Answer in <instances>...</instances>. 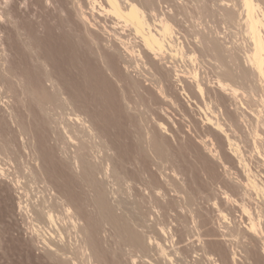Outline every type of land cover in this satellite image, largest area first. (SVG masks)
I'll use <instances>...</instances> for the list:
<instances>
[{
    "label": "rangeland",
    "instance_id": "1",
    "mask_svg": "<svg viewBox=\"0 0 264 264\" xmlns=\"http://www.w3.org/2000/svg\"><path fill=\"white\" fill-rule=\"evenodd\" d=\"M187 1L190 3H187ZM205 1L206 3L203 4L207 5L208 8H215V0ZM180 3L182 5H179ZM180 3H178L177 5L179 7H183V10H178V17L174 21L175 28H177L180 32L182 41L186 46L185 48L187 50L195 49L197 51V54L195 56L196 58L194 56H185L176 57L172 60L170 56H166V59H162L161 62L157 59H154V56L152 54L146 53L145 49H143L141 41L137 36H135L133 28L126 27V24H124L123 21L121 22V20H118L112 14L103 12L99 6H95L96 9L92 12L90 0H0V75L3 78L2 79L0 77V164L1 166H4L3 168L5 169V173L3 175L0 174V264H64L63 261H65L66 258L67 261H71L72 259L73 263L69 261L70 264H88L87 260L83 259L81 255H77V253L75 252L76 250H73V248L76 249L78 245L77 236L65 234V238L62 237V239L61 237H58L59 233H56L58 232L56 228H54L52 232L53 227H47L49 225L39 224L41 227H38V222L36 223L34 216L32 215L33 213L35 214L36 209H42L44 205L45 210L47 209L46 206L49 207L48 209H52L50 208V206L52 205V207H54V202L56 205L58 204L57 206H60V202L63 203L67 200L65 199V197H68V200L72 201V203L75 202L73 203V205L76 204V207L80 205L79 207L83 208L84 205L85 197L83 196V192H80L81 189L79 188V181L77 182V175L74 174L75 172H72V170L67 169L65 163H62L65 162V158L60 155L61 153H59V151L57 152L56 145H53L55 142L53 141L52 133L47 131L49 130V127L47 126V124H44L45 121L39 113L38 108H36L37 106L35 105L36 102L34 99H38L40 98V96H44L45 94H48L49 97H55L56 91H58L57 89H59L60 87H62V90L64 91L66 97H68L69 99L72 98V100L70 101H72V106H75L73 108H75V112L77 111L76 114L79 112L78 114H81V118H83L86 121L87 125L90 126L93 130L89 132V130L86 129L88 132L85 130L84 133H86V135L84 136L88 137H86L85 139L87 143L93 147L91 149V159L96 168H99L97 169L98 175L96 174L95 178L96 181L100 183H98V185H102L100 189H102L104 194L106 193L104 196L105 200L109 204L113 205V201H115L117 198H120L123 199L126 203L128 202V206L134 204L133 206L140 207L141 209H143V211H151V219L155 221L151 220L150 222L151 224H154V227L149 230V236L159 239L161 244H163L167 249L166 251L172 260L170 262L168 260L169 258L167 259L161 254L158 255V253L156 252L157 250L153 248L154 250L151 249V253L150 251L146 252L145 255H148V258H137L136 264H159L162 261L163 263L160 264H192L194 260L196 261L197 259L200 260V258H202L200 257L202 254L200 250V242H207L210 245L209 246L207 243H205L209 250L212 249L211 251H213L216 260L218 259L223 261L225 259L224 263L233 264L231 263V258L230 260H228V257L230 256L229 251L232 247V239L227 237L226 240H222V238L220 239L219 236L221 235V232L228 234L226 233L229 232L227 231V229H229V227H231L233 224L235 225V227L233 226L234 229L238 228L237 225L240 229L242 228V230L245 229L244 225L245 227L247 226L245 217H243L244 214L242 215L243 211L241 212V205H239V207L238 203L233 200L238 199L241 201V203L243 200L242 204H245V202H247L249 207L251 205V209L253 208V206V209H255V206L259 205H257L258 199H256V201L253 200L256 198L255 196V198L253 197L252 200H249L247 197L244 200V198H242V196L240 195L241 193H239L240 190L238 191L237 188H234V185L243 177L245 178V182H247L246 180L248 179V176L246 170H248L249 167L254 172L260 171L264 173V164H262L264 162L260 157H257V154H254L255 150H252V144H249L253 140L252 138H249L251 136L249 135L251 132L249 126L252 124L251 122H254V117L252 118L253 115H249L252 118L251 120H249V117V119L247 118L251 124L248 125L249 122L245 121L246 123H248H239L236 132L229 131V139L232 140V144L243 146L240 147L241 150L244 149V156H246L247 158H245V163L241 165L245 168V165L247 164L245 168L246 170L243 169L241 165L240 166L244 171H242L240 166H237L240 163L238 162L237 158L232 155L234 154L233 149L235 147L230 145L231 142H229V139L215 130L212 125H208L206 121L207 117L210 119L215 117L213 118L215 120L212 119L215 122H221L222 119L221 123L227 124L226 127L228 125L230 126L231 121L237 119L236 114L233 112V106L231 107L229 97L225 94H222L216 87V79L218 75V73L216 72V67L214 66L216 65V63L212 61L211 56L207 57V53L202 52L201 48L200 51L194 48V46L196 47L197 45L196 37L198 36H196V34L199 36L201 35L200 26L206 25L211 29H217L219 26V28L215 31H220L221 29L224 31V29L221 27L222 25L218 22L217 19H214L215 21L212 20V23H210L211 25L209 23H206L205 19L200 16L199 12H197L198 10H196L195 8L196 2L194 3V1L191 0H181ZM234 3L240 5L241 0H231L230 4L232 6L235 5ZM190 4L194 7L190 6ZM82 13L87 16L88 20L84 19ZM198 17L199 19H197ZM203 28L204 27H202L201 30H203ZM90 30L91 32L89 33ZM235 30L236 29H232L230 34L227 35L226 38L229 42L231 40H235L236 43L243 42L244 35L239 30ZM120 40H122L124 43H127L128 46L133 49L135 54L137 53L136 55H138V53L140 52L144 59H139L138 56H136L137 58L135 56L127 57V55H125V52L123 51V46L120 47ZM232 41L230 43H233ZM111 44H113V46ZM111 47L118 49L120 52L111 51ZM197 48L199 49V47ZM96 50L98 51L96 52ZM73 55H75V57ZM45 60L48 61L46 62ZM153 63L156 68L154 66V68L152 67ZM105 66H108L107 68H110L112 70H108ZM170 69H172L173 71H171ZM174 70H178L179 76L176 75V72ZM48 73L49 76H47ZM15 75L17 76V78L15 77ZM4 76H6V78H4ZM45 76H47L48 78ZM60 77H62L63 79ZM8 78L11 81H8ZM160 79H162L161 82L163 83L160 84V87L163 85L162 92L160 91V88L158 86ZM76 81L78 83H76ZM196 81L200 83L201 86L205 84L202 86L205 87L204 91H207V93L205 92L206 94H204V98H202L197 91V83L195 84ZM10 84L13 86H10ZM4 86H10V88H7V90L11 91L9 94L10 96L8 95L9 91L5 90L6 87ZM11 88H13L14 91L11 90ZM219 93H221V95ZM4 94L7 95V98ZM35 94L39 96H36ZM134 97L135 99H133ZM221 97L223 99H221ZM217 99H221L219 100L220 102ZM122 101L125 102L123 103ZM243 109L251 114V112L247 110L245 106ZM224 110H227V113L225 112V114H227L226 116L224 115V113L222 114ZM246 111L245 113H247ZM217 112H219V114ZM249 113H247L246 115L248 116ZM227 116L231 117L228 118ZM227 120L229 121V124L227 123ZM244 125L249 127H246L248 131H246L247 133L245 132L246 129ZM44 126H46L47 128ZM242 126L244 129L242 128ZM82 130L84 129L81 128V130L79 131L82 132ZM93 133L96 134L94 135ZM236 133H238L239 135ZM150 139L151 142L149 141ZM153 139L156 140L152 141ZM157 140L159 143L157 142ZM246 141L249 143H247ZM152 142L156 143L153 144ZM150 143L152 144L150 145ZM155 144H160L159 148L164 151L165 155H167V153H170L167 156H164V160L162 161L159 159V157L157 158V155L154 151L155 148L153 147V145ZM212 144H214V147L212 146ZM248 144L250 145V147ZM3 145L7 149H4ZM141 146H143L144 148ZM150 147L153 148L148 150V148ZM71 150L73 151V148ZM215 151L219 154V156L222 154L220 157L223 159V162H220L217 159L214 153ZM143 153L145 155H143ZM233 156L236 159L233 158L231 160ZM106 159L108 161H106ZM63 165L65 166L62 167ZM226 172H230L231 175H229V173L227 174L228 176L232 177V180L230 179V177L227 176V178L225 176ZM117 174L125 178V180L128 179L126 183L122 185L123 187L119 186L115 180V175ZM169 174H171V176ZM236 175L240 177H237ZM169 176L171 177V179ZM233 176L238 179H235ZM174 177L176 179H174ZM70 180L72 181L70 182ZM169 181L171 182L172 186L170 185ZM220 181L223 183H221ZM241 181L243 182L242 179ZM177 182L178 184H180L179 186H177ZM228 182L229 184L227 185L229 187L225 184ZM231 182L234 184L232 187L233 190L230 189L232 185ZM155 183L158 184L156 185ZM152 187H155L156 191L159 190L158 192H160V196H157V198L159 197V201L162 200L160 203L164 204L169 200L168 203L170 204V210L169 208H167L168 213L166 214V216L161 211L162 207L160 206L162 204L158 206L159 204L155 205L154 203L155 201L153 200L154 198H152V192L155 190ZM185 187L188 194L187 197L185 196L183 199V196L177 195L175 191L176 189ZM64 191H67V193H65ZM68 192L71 194L69 195ZM226 192L230 194L231 197L234 194L232 199L229 200V203L232 202L233 204L230 203L229 205L227 195L225 194ZM57 193L59 197L57 196ZM67 194L69 196H67ZM224 194L226 195V197L224 196ZM172 195L173 197H175H171ZM188 197L190 199L193 198L191 204H188L185 200V198ZM77 198L79 200H77ZM80 198L83 200V202ZM225 198L227 200H225ZM56 201L59 203H57ZM194 201L196 204H194ZM215 201L218 203H215ZM254 201L256 202L255 205L253 204ZM19 203H21V206H23V208L20 209ZM214 203L218 204L219 206L216 207ZM260 204L262 205V207H264L263 203L260 202ZM56 205L54 207V211L56 210L55 213H57V211H60V207L58 208V210L56 209ZM152 206H158V209H154ZM186 207H188L190 210ZM84 208H86V211L82 209V212L84 211L83 213H85L86 219L89 220H85L86 222L84 221V225L87 226L91 224L92 219L93 225L91 224L89 227H87V229L90 233L93 231L95 232L98 226L93 230L91 228L94 227L91 226H94L95 223L97 224L96 220L98 219V217L96 219L95 217L98 214L93 207H86L85 205ZM218 208L219 211H217ZM196 210L198 211V213ZM220 211L224 213H221ZM218 212H220L221 215ZM160 213L163 215H161ZM169 214L171 217L169 216ZM223 214H225L224 216L228 218L225 217V219H222L224 218V216H222ZM89 215L91 217H89ZM199 215L202 217L200 218ZM155 216L156 218H158V220L155 218ZM28 219L31 220L29 221ZM93 219H95V223ZM184 219H186V223L188 221L189 222L187 224L184 223ZM246 219H248L247 216ZM60 222H57V224L60 225L59 227H61L62 225L60 224ZM199 223L200 225H203V228L200 227ZM220 223H222V226L220 225ZM230 223L232 224L231 226L227 225ZM174 224L176 225V227ZM187 226H189V229ZM204 226H206L205 229ZM224 226L226 227V229ZM161 227L167 228V235H163V233L160 234V232H158V228ZM192 227L195 228L193 229ZM190 229L192 231H189ZM212 231L215 232L212 233ZM98 235H95L98 246L96 247V249L98 250V253H100L101 250V256L104 255V257L102 258V264H114L115 260L118 261H116L117 264H133L132 260L129 259L130 257H123L122 253L118 249L119 240L115 239V235L113 234V232L110 231L107 234H101V236ZM211 235H215V237ZM240 237L241 239L238 245L241 248L244 245L243 247H246L245 250L249 254L244 253L242 255L239 252V259H242H238L237 264H264L263 258L261 260L259 257L258 260V257L256 255L254 256H256L257 259L253 256V254L256 253L254 251L259 252V250L261 249V242L259 240L252 241L247 235L243 233ZM43 241H45L46 243ZM68 242L70 244H68ZM56 243H58V245ZM172 244H174V246ZM55 245L66 248L71 246L72 248H68V250L70 251L69 255L67 254V256L71 257L72 255L73 258H76L74 259L77 262L72 257L68 259L67 256L64 257L61 255V253H55ZM52 246H55V249ZM103 246L105 247V249ZM48 250H51V252L53 251V253L49 252ZM177 250L179 252H177ZM219 250H222V253H220ZM73 252H75V256L71 254ZM108 252L110 255L108 254ZM113 254L116 256V258ZM194 255L197 256L194 257ZM220 255L222 259L221 257L218 258V256ZM152 256L154 260L151 259ZM62 258H64L63 261H61ZM247 258H251L250 260L252 262ZM83 260L87 263H85ZM78 261L81 262L79 263ZM203 261V264L209 263L208 260Z\"/></svg>",
    "mask_w": 264,
    "mask_h": 264
},
{
    "label": "bare ground",
    "instance_id": "2",
    "mask_svg": "<svg viewBox=\"0 0 264 264\" xmlns=\"http://www.w3.org/2000/svg\"><path fill=\"white\" fill-rule=\"evenodd\" d=\"M91 1V11L93 12L96 7L95 6H99L101 8V10L107 14H112L114 15L118 20H121V22L123 21L124 24H126V27H131L134 30V34L135 36H137L139 38V40L141 41L142 45H143V49H145L146 53L152 54L154 56V59H157L159 61H161L162 59H166V56H170L173 60V58L176 57H185V56H196L197 51L195 49H191V50H187L185 47L184 42L182 41V37L180 36V32L177 28H175V19L178 17V10H183V7H179L177 4L181 2V0H90ZM194 1V3L196 2L195 8L196 10H198L197 12H199L200 16L203 17L206 21V23H212V20L215 21L214 19H217L219 23H221V27L224 29V31L221 29H219L220 31H215L217 29H211L208 28L206 25H202L200 26V36L196 34V47L194 46V48H196L197 50L200 51V48L202 50V52L207 53V57L212 58V61L216 63V65H214L216 67V72L218 73L217 75V79H216V87L219 89V91L222 94H225L226 96L229 97L230 99V104L231 107L233 106L234 109V113L236 114V120L231 121L230 122V126L228 125L227 128L225 123H221L220 121H213L215 119V117H213L212 119L206 118V121L208 123V125H212L213 128L215 130H217L218 132H220L223 136L227 137V139H229V131L232 132H236L238 129V125L239 123H243L245 121H248V125L251 124L249 127L244 125L245 129L246 127H248L250 129V134L251 135L249 138H252V142L249 144H252L251 146L253 147L252 150L254 149L255 153L257 154V157H260L263 162H264V0H241V4L237 5V4H233L234 6H232L230 4L231 0H215L214 2V7L213 9H210L207 7V5L203 4L206 3L205 0H191ZM183 2V1H182ZM186 2V1H184ZM105 3V4H104ZM187 3H190L187 1ZM193 3V4H194ZM185 4V3H184ZM213 4V3H212ZM106 5V6H104ZM179 5H182L181 3ZM190 6H193L190 4ZM189 6V7H190ZM194 7V6H193ZM243 9V11H242ZM188 13V12H187ZM190 13V12H189ZM94 14V13H93ZM181 14V13H180ZM106 15V14H105ZM197 15V14H196ZM82 16L84 17V19L88 20L87 16L82 13ZM180 16V15H179ZM199 16V15H198ZM199 16V17H200ZM193 17V15H192ZM199 17L197 19H199ZM218 17V18H217ZM180 18V17H179ZM182 18V17H181ZM196 19V17H195ZM202 19V20H204ZM201 22V21H200ZM207 24V25H209ZM215 24V23H214ZM199 25V24H198ZM211 25V24H210ZM224 25V27H223ZM216 26V25H214ZM203 28V30H201ZM212 27V26H211ZM196 28V27H195ZM192 29V28H191ZM232 29H236L235 31L239 30L244 36V41L241 43H236L235 40L231 41L233 43H230L228 41V39L226 38L227 35L230 34ZM106 30V29H105ZM234 31V30H233ZM91 32V30L89 31V33ZM235 33V32H234ZM237 33V32H236ZM90 35V34H89ZM92 38V37H90ZM195 38V37H194ZM229 38V37H228ZM122 39V38H121ZM227 39V40H226ZM91 40V39H90ZM235 42V44H234ZM107 44V43H106ZM113 46V44H111ZM110 45V46H111ZM117 45V44H116ZM120 47L123 46V51L125 52V55L133 57V56H138L139 59H144V57H142V55L140 54V52L138 53V55L135 54V52L133 51V49L128 46L127 43H124L122 40H120ZM70 47V46H69ZM102 47V46H101ZM199 47V49L197 48ZM67 48V47H65ZM108 49V48H107ZM110 49V48H109ZM69 50V49H68ZM64 51V50H63ZM95 51V50H94ZM98 50H96L97 52ZM108 51V50H107ZM111 51L114 52H120L118 49L111 47ZM95 52V53H96ZM100 52V51H99ZM98 52V53H99ZM102 52V50H101ZM93 53V52H92ZM101 54V53H100ZM99 54V55H100ZM67 55V54H66ZM70 55V54H69ZM76 55V54H75ZM75 55H73L75 57ZM97 55V54H96ZM146 55V54H145ZM78 56V55H77ZM104 56V55H102ZM67 57V56H66ZM124 57V56H123ZM37 58V57H36ZM49 58V57H48ZM137 58V57H136ZM170 58V59H171ZM196 58V57H195ZM36 60V59H35ZM67 60V59H66ZM89 60V59H88ZM87 60V62H88ZM97 60V59H96ZM106 60V59H105ZM121 60V59H120ZM46 62L48 60H45ZM90 61V60H89ZM99 61V60H98ZM103 61V60H102ZM97 62V61H96ZM162 62V61H161ZM43 63V62H42ZM58 63V62H57ZM73 63V62H72ZM71 63V64H72ZM81 63V62H80ZM83 63V62H82ZM86 63V62H85ZM107 63V62H106ZM113 63V60H112ZM44 64V63H43ZM65 64V63H64ZM120 64V63H119ZM124 64V63H123ZM159 64V63H158ZM167 64V63H166ZM173 64V63H172ZM86 65V64H85ZM88 65V64H87ZM213 65V64H211ZM42 66V65H41ZM44 66V65H43ZM47 66V65H46ZM60 66V65H59ZM63 66V65H62ZM68 66V65H67ZM75 66V65H74ZM84 66V64H83ZM130 66V65H129ZM128 66V67H129ZM154 66V63L152 65V67ZM159 66V65H158ZM162 66V65H161ZM45 67V66H44ZM52 67V65H51ZM71 67V66H70ZM73 67V66H72ZM96 67V66H95ZM106 67V66H105ZM108 67V66H107ZM106 67V68H107ZM155 67V66H154ZM153 67V68H154ZM160 67V66H159ZM56 68V67H53ZM69 68V67H68ZM67 68V69H68ZM136 68V67H135ZM156 68V67H155ZM158 68V67H157ZM169 68V67H168ZM172 68V67H170ZM44 69V68H43ZM51 69V68H50ZM80 69V68H79ZM86 69V68H85ZM108 69V68H107ZM110 69V68H109ZM108 69V70H109ZM39 70V69H38ZM42 70V69H41ZM40 70V71H41ZM59 70V69H58ZM83 70V69H82ZM87 70V69H86ZM85 70V71H86ZM93 70V69H91ZM112 70V69H110ZM114 70V69H113ZM140 70V69H139ZM158 70V69H157ZM171 71H173L172 69H170ZM43 71V70H42ZM41 71V72H42ZM60 71V70H59ZM71 71V70H70ZM69 71V72H70ZM79 71V70H78ZM95 71V70H94ZM151 71V70H150ZM154 71V70H152ZM176 72V75L179 76L178 70H174ZM80 72V71H79ZM127 72V71H126ZM140 72V71H139ZM144 72V71H143ZM157 72V71H156ZM159 72V71H158ZM78 73V72H76ZM83 73V72H81ZM87 73V72H86ZM94 73V72H93ZM96 73V72H95ZM122 73V72H121ZM153 73V72H152ZM47 74V73H46ZM85 74V73H84ZM88 74V73H87ZM101 74V73H100ZM112 74V73H111ZM159 74V73H158ZM66 75V74H65ZM71 75V74H70ZM86 75V74H85ZM132 75V74H130ZM162 75V74H161ZM160 75V76H161ZM49 76V73L48 75ZM45 76V77H47ZM69 76V75H68ZM73 76V75H72ZM93 76V75H91ZM156 76V75H155ZM169 76V75H168ZM1 77V75H0ZM10 77V75H9ZM15 77L17 78V76L15 75ZM21 77V76H20ZM132 77V76H131ZM139 77V76H138ZM2 78V77H1ZM4 78H6V76H4ZM19 78V77H18ZM48 78V77H47ZM62 78V77H60ZM93 78V77H91ZM102 78V76H101ZM129 78V77H128ZM127 78V79H128ZM167 78V77H166ZM165 78V79H166ZM3 79V78H2ZM9 79V78H8ZM13 79V78H12ZM24 79V77H23ZM22 79V80H23ZM52 79V78H51ZM63 79V78H62ZM61 79V80H62ZM66 79V78H65ZM90 79V78H89ZM60 80V81H61ZM73 80V79H72ZM88 80V79H87ZM156 80V79H154ZM162 79L159 80V88L160 91L162 92V88L163 85L160 87V84ZM4 81V80H3ZM6 81V79H5ZM8 81H11L10 79ZM68 81V80H67ZM137 81V79H136ZM135 81V82H136ZM13 82V81H12ZM64 82V81H63ZM69 82V81H68ZM73 82V81H72ZM93 82V81H92ZM151 82V81H150ZM167 82V81H166ZM10 83V82H9ZM22 83V82H21ZM76 83H78L76 81ZM110 83V82H108ZM120 83V82H119ZM122 83V82H121ZM197 83L196 87H197V91L199 93V95L204 98V94L207 93V91H204L205 87H202L200 83H198L197 81L195 82V84ZM67 84V83H66ZM94 84V83H93ZM105 84V83H104ZM131 84V83H130ZM156 84V83H155ZM163 84V83H162ZM194 84V85H195ZM3 85V84H2ZM21 85V84H19ZM24 85H25V81H24ZM61 85V84H60ZM70 85V84H69ZM72 85V84H71ZM74 85V84H73ZM76 85V84H75ZM106 85V84H105ZM119 85V84H118ZM125 85V84H124ZM129 85V84H128ZM127 85V86H128ZM138 85V84H137ZM10 86H13L10 84ZM6 87L5 90H7ZM23 86V85H21ZM100 86V85H99ZM98 86V87H99ZM136 86V84H135ZM155 86V85H154ZM166 86V85H164ZM54 87V86H53ZM58 87V85H57ZM65 87V86H64ZM101 87V86H100ZM122 87V86H121ZM130 87V86H129ZM157 87V86H156ZM1 88V87H0ZM71 88V87H70ZM85 88V87H84ZM88 88V87H87ZM128 88V87H127ZM166 88V87H165ZM94 89V87H93ZM4 90V91H5ZM11 90H13V88H11ZM58 91H56V95L55 97H49V95L47 96L45 93L44 96H40V98L38 99H34L36 102V108H38L39 113L41 114L42 118L44 119L45 123L47 124V126L49 127V131L50 133H52V138L53 141L55 142L53 145H56L57 147V152L59 151V153H61L60 155L63 156L64 161L62 162L63 164L65 163L67 169L72 170V172H75L74 174L77 175V182L79 181V188L81 189L80 192H83V196L84 198V205L83 208L79 207V202H78V207H76V204L73 205V202L68 200V197L65 199H67L66 201H64L63 203L60 202V206H57L55 204V202L53 203L54 207L56 205V209H60V211H57V213H55L54 211V207H52V205L50 206V208L52 209H48L49 207H47V209L45 210L43 204V208L42 209H36L35 210V214L33 213L32 215L34 216V219L36 221V223L38 222V227H41L39 224H44V225H49L47 227H53L52 232L54 230V228H56V230L59 233L56 234L58 235V237H63L65 238L66 235H75L77 236L78 239V245L77 248H73V250H76L75 252L77 253V255H81L83 259L87 260L88 264H102L103 261V256L100 255V253H98L96 247L97 246V240L95 238V235L99 234L101 236V234H107L110 231L113 232V234L115 235V239H118V249L120 250V252L122 253L123 257H130L129 259L132 260L133 264H136L137 258L139 259H143V258H148V255H145L147 251H150V253L152 252V250L156 249L158 255L161 254L163 257H166L170 262L171 257L169 256V254L167 253V249L164 247L163 244H161V242L159 241L158 238L156 237H152L149 236V230L151 228H153L154 224L150 223L151 222V211L149 212V210L143 211V209H141L140 207H135L133 205L128 206V202L126 203L123 199L117 198L114 202L113 205L109 204L106 200H105V194L102 191V189H100L98 183L96 181V174H97V169L96 166L94 165V163L92 162L91 159V152H92V146H90V144L87 143L86 141V137L84 136L86 135L85 130H89V132H91V127L87 125L86 121L81 118V114L79 115L78 113L76 114L75 112V106H72V98L69 99L68 97L65 96L64 91L62 90V87H60L59 89H57ZM105 90V89H104ZM165 90V89H164ZM1 91V90H0ZM9 91V90H7ZM14 91V90H13ZM63 91V92H62ZM124 91V90H123ZM134 91V90H133ZM141 91V90H140ZM11 91H9L8 95L10 94ZM34 92V91H33ZM44 92V91H43ZM107 92V91H106ZM131 92V90H130ZM206 92V93H205ZM1 93V92H0ZM6 93V92H4ZM127 93V92H126ZM168 93V92H167ZM221 93H219L221 95ZM3 94V93H2ZM39 94V93H36ZM35 94V95H36ZM98 94V93H97ZM104 94V93H103ZM124 94V93H123ZM5 95V94H4ZM31 95V94H30ZM43 95V93H42ZM71 95V94H70ZM136 95V94H135ZM138 95V94H137ZM142 95V94H141ZM140 95V96H141ZM224 95V96H225ZM7 95H5L6 97ZM10 96V95H9ZM16 96V94H15ZM12 96V97H15ZM25 96V95H24ZM39 96V95H36ZM72 96V95H71ZM70 96V97H71ZM23 97V96H22ZM34 97V95H33ZM90 97V96H89ZM220 97V96H219ZM223 97V96H222ZM221 97V99H223ZM227 97V98H228ZM7 98V97H6ZM10 98V97H9ZM31 98V97H30ZM96 98V97H95ZM98 98V97H97ZM165 98V97H162ZM21 99V98H20ZM23 99V98H22ZM78 99V98H77ZM135 99V97L133 98ZM207 99V98H206ZM219 99V100H221ZM31 100V99H30ZM32 100V101H34ZM76 100V99H75ZM98 100V99H97ZM126 100V98H125ZM138 100V99H137ZM208 100V99H207ZM206 100V101H207ZM218 100V99H217ZM218 100V101H219ZM23 101V100H22ZM136 101V100H135ZM142 101V99H141ZM229 101V100H228ZM19 102V101H18ZM34 102V103H35ZM74 102V101H73ZM123 102V101H122ZM125 102V101H124ZM123 102V103H124ZM220 102V101H219ZM222 102V101H221ZM22 103V102H21ZM96 103V102H95ZM111 103V102H110ZM129 103V102H128ZM139 103V101H138ZM224 103V102H223ZM100 104V103H99ZM143 104V103H142ZM219 104V103H218ZM75 105V104H74ZM98 105V103H97ZM109 105V104H108ZM115 105V104H114ZM137 105V103H136ZM207 105V104H206ZM221 105V104H220ZM223 105V104H222ZM129 106V105H128ZM249 110L251 112V114L249 112H247L246 110H244L243 108ZM116 107V106H114ZM137 107V106H136ZM220 109V108H219ZM225 109V108H224ZM232 109V108H231ZM232 109V110H233ZM134 110V109H133ZM208 110V109H207ZM228 110V109H227ZM227 110L224 112H222V114L224 113V115L226 116L227 114H225V112L227 113ZM244 110V111H242ZM36 111V110H35ZM245 111L248 114V116L246 115L247 113H245ZM38 112V111H37ZM230 112V111H229ZM228 112V113H229ZM35 113V112H33ZM38 113V115H39ZM219 114V112H217ZM207 114V113H206ZM215 114V113H214ZM35 115V114H34ZM230 115V114H229ZM249 115H253L252 118L254 119V122H251L249 120H251V116ZM223 116V115H222ZM224 117V116H223ZM228 118L231 116H227ZM234 117V116H233ZM250 119H249V118ZM219 118V117H218ZM222 118V117H221ZM227 118V119H228ZM249 120H248V119ZM38 119V118H37ZM42 119V120H43ZM220 119V118H219ZM225 119V118H224ZM37 122V121H36ZM229 121L227 120V123ZM246 123V122H245ZM246 123V124H247ZM254 123V125H253ZM229 124V123H228ZM92 125V124H91ZM252 126V127H251ZM46 127V126H44ZM80 127V129H79ZM47 128V127H46ZM82 130V132H80L79 130ZM94 128V127H92ZM146 128V127H145ZM240 128V127H239ZM243 128V126H242ZM260 128V129H258ZM79 129V130H78ZM241 129V128H240ZM244 129V128H243ZM86 130V131H87ZM148 130V129H147ZM93 131V130H92ZM214 131V130H213ZM247 131V129L245 130V132ZM262 131V132H260ZM88 132V131H87ZM142 132V131H141ZM148 132V131H147ZM239 132V131H238ZM243 132V131H242ZM248 132V131H247ZM246 132V133H247ZM48 133V132H47ZM84 133V134H82ZM97 133V132H96ZM95 133V134H96ZM144 133V132H143ZM240 133V132H239ZM262 133V134H260ZM94 134V133H93ZM94 134V135H95ZM238 134V133H236ZM244 134V133H243ZM88 135V134H87ZM239 135V134H238ZM245 135V134H244ZM243 135V136H244ZM248 135V134H247ZM51 137V136H50ZM98 137V136H97ZM96 137V138H97ZM88 138V137H87ZM95 138V137H94ZM248 138V137H247ZM146 139V138H145ZM149 139V138H148ZM156 139H153L152 141H155ZM151 142V139L149 140ZM148 141V142H149ZM232 140L229 139V142H231ZM147 142V141H145ZM158 142V140H157ZM213 142V141H212ZM2 143V142H1ZM140 143V142H139ZM137 143V144H139ZM153 143V142H152ZM150 143V145L152 144ZM156 143V142H154ZM153 143V144H154ZM159 143V142H158ZM214 143V142H213ZM234 143V142H233ZM239 143V142H238ZM241 143V142H240ZM245 143V142H244ZM52 144V143H51ZM248 144V145H249ZM6 145V144H5ZM149 145V146H150ZM158 144L153 145V147L155 148L154 151L157 155V158L159 157V159L162 161L164 160V156H167L170 153H167V155H165L164 151H162L161 148H159L160 144L157 146ZM214 144H212L213 146ZM231 146H234L235 148L232 149L234 150V155L238 162L240 163L237 166H240L241 164L245 163V158H247L244 153V149L241 150L242 145L238 146L236 144H232V142L230 143ZM247 145V144H246ZM4 146V145H3ZM148 146V147H149ZM2 147V145H1ZM53 147V146H52ZM143 147V146H141ZM153 147L148 148L151 149ZM214 147V146H213ZM243 147V146H242ZM250 147V145H249ZM4 149L6 148L5 146L3 147ZM51 148V146H50ZM73 148V151L71 150ZM97 148V147H96ZM139 148V147H138ZM144 148V147H143ZM230 148V149H231ZM7 149V148H6ZM54 149V148H52ZM215 149V148H214ZM50 150V149H49ZM71 150V151H70ZM140 150V149H139ZM4 151V150H3ZM56 151V150H54ZM53 151V152H54ZM94 151V150H93ZM8 152V151H7ZM51 152V151H50ZM168 152V150H167ZM232 152V150H231ZM257 152V153H256ZM48 153V152H47ZM94 153V152H93ZM212 153V152H211ZM215 156L217 157V159L220 162H223V159L219 156V154L215 151ZM217 153V154H216ZM247 153V152H246ZM53 154V153H52ZM59 155V154H58ZM143 155H145L143 153ZM153 155V154H152ZM213 156V155H212ZM225 156V155H224ZM232 157L231 160L235 157ZM95 157V156H94ZM106 157V156H105ZM156 157V156H155ZM172 157V156H171ZM214 157V156H213ZM227 157V156H226ZM57 158V157H56ZM139 158V157H138ZM170 158V157H169ZM235 158V159H236ZM99 159V158H98ZM108 159V158H107ZM106 159V161H108ZM135 159V158H134ZM95 160V159H93ZM139 160V159H138ZM141 160V158H140ZM170 160V159H169ZM230 160V159H229ZM230 160V161H231ZM236 160V161H237ZM63 161V160H62ZM174 161V160H173ZM172 161V162H173ZM60 162V161H59ZM95 162V161H94ZM164 162V161H163ZM171 162V161H169ZM235 162V160H234ZM261 163V161H260ZM163 164V163H162ZM166 164V163H165ZM164 164V165H165ZM264 164V163H262ZM261 164V165H262ZM3 165V164H2ZM62 165V164H60ZM65 165H63L62 167H64ZM157 165V164H156ZM155 165V166H156ZM173 165V164H172ZM160 166V165H159ZM168 166V165H167ZM242 166V165H241ZM240 166V168H241ZM247 164L245 165L246 168ZM4 166H1L0 164V174L3 175L5 173V169L3 168ZM113 167V166H112ZM162 167V166H161ZM166 167V166H165ZM235 167V166H234ZM243 169L244 166H242ZM262 167V166H261ZM264 167V166H263ZM262 167V168H263ZM53 168V167H52ZM239 168V167H238ZM248 168V167H247ZM256 168V167H255ZM259 168V167H257ZM158 169V168H156ZM168 169V168H167ZM166 169V170H167ZM242 169V168H241ZM242 169V171H244ZM264 169V168H263ZM65 170V169H64ZM246 170V169H245ZM54 171V170H53ZM111 171V170H110ZM126 171V170H124ZM123 171V172H124ZM57 172V171H56ZM70 172V173H72ZM247 172V176L248 179L246 180L247 182H245V178H241L243 180V182L240 180H236L237 182L235 183V185L232 183L230 189H232L233 185L234 188H237V190L241 193L240 195L242 196V198H244V200L246 199V197L250 200L253 199V197L256 201V199H258L257 201V205L255 206L256 208H254L253 204L255 205V201L253 202L252 206L253 208L251 209V205L249 207V205L247 204V202H245V204L242 203L240 200V202H238L236 199H234L233 201H235L236 203H238V206L241 205L240 208H242L241 212L243 211L242 215L244 214L243 217H245V221H246V227L244 225V230H242V228L240 229L239 226L237 225V227L234 229L233 226L235 227V225L233 224H227V225H232L231 227H229V229H227L226 232L228 234H225L224 232H221L220 239L222 238V240H226V238H230L232 239V247L230 252V256L228 257L230 260L231 258V263L233 264H237L239 257V252L243 255L244 253L247 254L248 252L245 250L246 247L242 248L238 245L240 239H241V234H245L247 235L252 241H256L259 240L261 242V249L259 250V252L254 251L256 253L253 254L259 257L262 260V258L264 259V207H262V205L260 204L263 203L264 204V173L262 172H254L250 169V167L248 168V170H246ZM8 173V172H7ZM43 173V172H42ZM53 173V172H52ZM63 173V172H62ZM128 173V172H127ZM131 173V172H130ZM134 173V172H133ZM132 173V174H133ZM160 173V172H159ZM165 173V171H164ZM230 174V172H226L225 176L227 177L228 174ZM49 174V173H47ZM57 174V173H55ZM65 174V173H64ZM69 174V173H68ZM136 174V173H135ZM177 174V173H176ZM227 174V175H226ZM245 174V173H244ZM41 175V174H40ZM66 175V174H65ZM98 175V174H97ZM111 175V174H110ZM125 175V174H123ZM166 175V174H165ZM171 176V174H169ZM241 175V174H240ZM5 176V175H4ZM43 176V175H42ZM46 176V175H45ZM106 176V175H105ZM168 176V175H167ZM169 176V177H170ZM175 176V175H174ZM210 176V175H209ZM237 176V175H236ZM242 176V175H241ZM6 177V176H5ZM64 177V176H63ZM68 177V176H67ZM131 177V175H130ZM164 177V176H163ZM162 177V178H163ZM230 177V176H228ZM227 177V178H228ZM234 177V176H233ZM240 177V176H237ZM7 178V177H6ZM36 178V176H35ZM45 178V177H44ZM48 178V177H47ZM50 178V177H49ZM53 178V177H52ZM76 178V179H77ZM111 178V177H110ZM136 178V177H135ZM141 178V177H140ZM156 178V177H155ZM213 178V177H212ZM232 177H230L231 179ZM235 179H238L236 177H234ZM43 179V178H42ZM46 179V178H45ZM70 179V178H69ZM161 179V178H160ZM166 179V177H165ZM171 179V177H170ZM174 179H176L174 177ZM216 179V178H215ZM234 179V180H235ZM41 180V179H40ZM75 180V179H74ZM110 180V179H109ZM115 180L117 182V184L119 186H122L123 184L126 183L125 178L121 177L119 174L115 175ZM157 180V179H156ZM164 180V179H163ZM232 180V179H231ZM72 180H70L71 182ZM76 181V180H75ZM103 181V180H102ZM135 181V180H134ZM133 181V182H134ZM159 181V179H158ZM165 181V180H164ZM185 181V180H184ZM44 182V181H43ZM68 182V181H67ZM104 182V181H103ZM163 182V181H162ZM170 182V181H169ZM174 182V181H173ZM218 182V181H217ZM221 182V181H220ZM219 182V183H220ZM48 183V182H47ZM50 183V182H49ZM183 183V181H182ZM187 183V182H186ZM185 183V184H186ZM223 183V182H221ZM100 184V183H99ZM103 184V183H102ZM139 184V183H138ZM156 184V183H155ZM158 184V183H157ZM156 184V185H157ZM168 184V183H167ZM178 184V182H177ZM226 185L229 184L225 183ZM52 185V184H51ZM134 185V184H133ZM132 185V186H133ZM163 185V184H162ZM171 185V182H170ZM168 185V186H170ZM180 184H178L177 186H179ZM202 185V184H201ZM207 185V184H206ZM78 186V185H77ZM106 186V185H105ZM131 186V187H132ZM155 186V185H153ZM161 186V185H160ZM159 186V187H160ZM172 186V185H171ZM174 186V184H173ZM228 186V185H227ZM123 187V186H122ZM140 187V186H139ZM158 187V189H159ZM205 187V186H204ZM220 187V186H219ZM229 187V186H228ZM104 188V186H103ZM117 188V187H116ZM133 188V187H132ZM155 190V187H152ZM162 188V187H161ZM177 188V187H176ZM131 189V188H130ZM200 189V188H199ZM105 190V189H104ZM165 190V189H164ZM167 190V188H166ZM171 190V189H170ZM173 190V189H172ZM233 190V189H232ZM153 191V189H152ZM159 191V190H158ZM158 191H153L152 194V198H154L153 200L155 201V205L159 204L158 206H160L162 203H160L161 201H159V197L157 198V196H160V192ZM174 191V190H173ZM191 191V190H190ZM203 191V190H202ZM63 192V191H62ZM65 192V191H64ZM106 192V191H105ZM165 192V191H164ZM177 193V195H181L184 197H187V190L186 187L185 188H180V189H176L175 191ZM24 193V192H23ZM55 193V192H54ZM67 193V191L65 192ZM69 193V192H68ZM108 193V192H107ZM166 193V192H165ZM174 193V192H173ZM224 193V192H223ZM238 193V194H239ZM63 194V193H62ZM71 193H69L70 195ZM144 194V193H143ZM150 194V193H149ZM169 194V193H168ZM227 195V199H228V203L229 200L232 199V197L230 196V194H228L227 192L225 193ZM224 194V196L226 197V195ZM237 194V195H238ZM26 195V194H25ZM67 194V196H69ZM111 195V194H110ZM206 195V194H205ZM52 196V195H51ZM58 196V193H57ZM62 196V195H61ZM64 196V195H63ZM74 196V195H73ZM130 196V195H129ZM151 196V195H149ZM168 196V195H167ZM170 196V195H169ZM236 196V195H235ZM53 197V196H52ZM59 197V196H58ZM57 197V198H58ZM76 197V196H75ZM132 197V196H131ZM173 197V195L171 196ZM175 197V196H174ZM173 197V198H174ZM239 197V196H237ZM46 198V197H45ZM48 198V197H47ZM82 198V197H81ZM80 198V199H81ZM129 198V197H128ZM137 198V197H136ZM235 198V197H234ZM44 199V198H43ZM50 199V198H49ZM63 199V198H62ZM64 199V200H65ZM83 199V198H82ZM81 199V201L83 202V200ZM135 199V198H134ZM169 199V198H168ZM167 199V200H168ZM179 199V198H178ZM193 198H185L186 202L188 204H191V201ZM225 198V200H227ZM55 200V199H54ZM58 200V199H57ZM73 200V199H72ZM77 200H79L77 198ZM114 200V199H113ZM196 200V199H195ZM208 200V199H207ZM42 201V200H41ZM45 201V200H43ZM52 201V200H51ZM59 201V200H58ZM61 201V200H60ZM127 201V200H126ZM184 201V200H183ZM57 202V201H56ZM81 202V203H82ZM153 202V201H152ZM169 202V200H168ZM168 202H163L164 204H162L160 207H162L161 211L162 213L166 216V214L168 213L167 208H169L170 210V204ZM198 202V201H196ZM225 202V201H224ZM234 202V203H235ZM41 203V202H40ZM59 203V202H57ZM137 203V202H136ZM139 203V202H138ZM181 203V202H180ZM179 203V204H180ZM215 203H218L215 201ZM214 205L216 207H218V204ZM227 203V204H228ZM232 203V202H230ZM229 203V205H230ZM235 203V204H236ZM37 204V203H36ZM50 204V203H49ZM62 204V205H61ZM186 204V203H185ZM193 204V203H192ZM194 204L195 201H194ZM233 204V203H232ZM251 204V203H249ZM38 205V204H37ZM36 205V206H37ZM47 205V204H46ZM86 205V207H93L95 208V211L97 212V216L95 217V219L98 217L97 224L95 223L96 221H94L95 219H93L94 221V228H91L92 230L95 229V227H97L95 230V232H89L87 227H89L92 224V219H91V224L85 226L84 225V221L88 219H86V215L85 213H83L84 211H86V208H84ZM152 205V204H151ZM154 205V206H155ZM202 205V204H201ZM212 205V206H214ZM82 206V205H81ZM157 207H153L154 209H158ZM186 206V205H185ZM194 206V205H193ZM228 206V205H227ZM19 207L20 209L23 208V206H21V203H19ZM147 207V206H146ZM159 207V208H160ZM178 207V206H177ZM176 207V208H177ZM195 207V206H194ZM201 207V206H200ZM145 208V207H144ZM151 208V207H150ZM164 208V209H163ZM172 208V207H171ZM180 208V207H179ZM187 209H189L188 207H186ZM220 208V207H219ZM219 208L217 209V211H219ZM58 209V210H59ZM82 209L84 210L82 212ZM184 209V208H183ZM205 209V208H204ZM26 210V208H25ZM190 210V209H189ZM194 210V209H193ZM203 210V209H202ZM214 210V209H213ZM221 210V209H220ZM90 211V210H89ZM94 211V210H93ZM172 211V210H171ZM197 211V210H196ZM205 211V210H204ZM216 211V210H215ZM214 211V212H215ZM223 211V210H222ZM220 211L221 213H224ZM240 211V210H239ZM154 212V211H153ZM160 212V211H158ZM186 212V211H185ZM188 212V211H187ZM190 212V211H189ZM200 212V211H199ZM220 212H218L220 214ZM29 213V212H28ZM87 213V212H86ZM157 213V212H156ZM176 213V212H175ZM198 213V211H197ZM85 217H84V215ZM95 214V213H94ZM161 214V213H160ZM159 214V215H160ZM161 214V215H163ZM187 214V213H186ZM193 214V213H192ZM201 214V213H199ZM204 214V213H203ZM31 215V214H30ZM155 215V214H153ZM174 215V214H173ZM210 215V213H209ZM221 215V214H220ZM225 214H223L222 216H224ZM95 216V215H94ZM170 216V214H169ZM176 216V215H175ZM196 216V215H195ZM200 216V215H199ZM204 216V215H203ZM220 216V217H222ZM246 216L248 217V219H246ZM89 217H91L89 215ZM168 217V216H167ZM171 217V216H170ZM179 217V216H178ZM188 217V216H187ZM202 216H200L201 218ZM226 216H224L225 219ZM31 218V217H30ZM85 218V219H84ZM88 218V217H87ZM156 218V216H155ZM161 218V217H160ZM165 218V217H164ZM176 218V217H175ZM180 218V217H179ZM204 218V217H203ZM209 218V217H208ZM228 218V217H226ZM242 218V217H241ZM154 219V216H153ZM158 220V218H156ZM194 219V218H193ZM198 219V217H197ZM220 219V220H222ZM244 219V218H243ZM242 219V220H243ZM29 220V219H28ZM31 220V219H30ZM29 220V221H30ZM164 220V219H163ZM196 220V218H195ZM210 220V219H209ZM219 220V221H220ZM248 220V222H247ZM61 221V222H60ZM155 221V220H152ZM171 221V220H170ZM183 221V220H182ZM185 221V222H184ZM184 223H186V219H184ZM199 221V220H198ZM233 221V220H232ZM57 222L61 225V227H59L60 225L57 224ZM86 222V221H85ZM168 222V221H166ZM165 222V223H166ZM181 222V221H180ZM179 222V223H180ZM182 222V223H183ZM189 222V221H188ZM187 222V223H188ZM209 222V221H208ZM207 222V223H208ZM150 223V224H149ZM183 223V224H184ZM186 223V224H187ZM210 223V222H209ZM242 223V222H241ZM29 224V223H28ZM31 224V222H30ZM33 224V223H32ZM157 224V223H156ZM159 224V223H158ZM185 224V225H186ZM191 224V223H190ZM193 224V223H192ZM203 224V223H202ZM222 223H220L221 225ZM36 225V224H35ZM93 225V224H92ZM165 225V224H164ZM171 225V224H170ZM175 225V224H174ZM200 225V223H199ZM207 225V224H206ZM211 225V224H210ZM209 225V226H210ZM219 225V226H220ZM162 226V225H161ZM191 226V225H190ZM203 225H200V227H202ZM208 226V225H207ZM222 226V225H221ZM226 226V225H225ZM224 226V227H225ZM37 227V226H36ZM35 227V228H36ZM37 227V228H38ZM164 227V226H163ZM158 228L160 232V234L163 233V235H167L166 233V227L165 228ZM176 227V225H175ZM189 229V226H187ZM197 227V225H196ZM206 226H204L205 229ZM34 228V226H33ZM170 228V227H168ZM193 229L195 227H192ZM203 228V227H202ZM222 228V227H220ZM233 228V229H231ZM40 229V228H39ZM38 229V230H39ZM183 229V228H182ZM187 229V228H186ZM200 229V228H199ZM208 229V228H207ZM224 229V228H223ZM222 229V230H223ZM226 229V227H225ZM36 230V229H35ZM55 230V231H56ZM91 230V231H92ZM110 230V231H109ZM157 230V229H156ZM209 230V229H208ZM212 230V229H211ZM217 230V229H216ZM220 230V231H222ZM42 231V230H41ZM46 231V230H45ZM44 231V232H45ZM49 231V229H48ZM47 231V232H48ZM154 231V230H153ZM184 231V230H183ZM189 231H192L191 229ZM224 231V230H223ZM33 232V231H32ZM157 232V233H158ZM188 232V231H186ZM197 232V231H196ZM215 231H212V233ZM43 233V232H42ZM55 233V232H54ZM154 233V232H152ZM210 233V232H208ZM206 233V234H208ZM39 234V233H38ZM66 234V235H65ZM151 234V233H150ZM202 234V233H201ZM220 234V233H219ZM98 235V236H99ZM157 235V234H156ZM159 235V234H158ZM162 235V236H163ZM187 235V234H186ZM185 235V237H186ZM190 235V234H188ZM197 235V234H196ZM195 235V236H196ZM203 235V234H202ZM201 235V236H202ZM210 235V234H209ZM216 235V234H215ZM215 235H211L214 236ZM34 236V235H33ZM170 236V235H169ZM172 236V235H171ZM218 236V238H219ZM37 237V236H36ZM68 237V236H67ZM112 237V236H111ZM158 237V236H157ZM160 237V236H159ZM181 237V235H180ZM210 237V236H209ZM208 237V238H209ZM217 237V236H216ZM62 238V239H63ZM98 238V237H97ZM106 238V237H104ZM161 238V237H160ZM173 238V237H172ZM243 238V237H242ZM45 239V238H44ZM76 239V240H77ZM167 239V238H166ZM184 239V237H183ZM197 239V238H196ZM31 240V239H30ZM46 240V239H45ZM101 240V239H100ZM99 240V241H100ZM112 240V239H111ZM206 240V239H205ZM209 240V239H207ZM214 240V239H213ZM39 241V239H38ZM42 241V240H41ZM51 241V240H50ZM61 241V239H60ZM98 241V242H99ZM162 241V240H161ZM168 241V240H167ZM173 241V240H172ZM219 241V240H218ZM221 241V240H220ZM45 242V241H43ZM224 242V241H223ZM46 243V242H45ZM44 243V244H45ZM48 243V242H47ZM51 243V242H50ZM61 243V242H60ZM74 243V242H73ZM106 243V242H105ZM180 243V242H179ZM188 243V242H187ZM201 244V256L202 258H200V260H194L193 263L194 264H203V260H208V264H226L224 263V260H216L214 257V253L213 251L209 250V248L207 247V245H205V243L200 242ZM38 244V243H37ZM41 244V243H40ZM54 244V243H53ZM52 244V245H53ZM58 245V243H56ZM68 244H70L68 242ZM76 244V243H75ZM208 244V243H207ZM242 244V243H241ZM240 244V245H241ZM244 244V243H243ZM50 245V244H49ZM74 245V244H73ZM104 245V244H103ZM106 245V244H105ZM169 245V244H168ZM174 246V244H172ZM209 245V244H208ZM253 245V244H252ZM56 246V245H55ZM55 246L54 247L55 249ZM68 246V245H67ZM70 246V245H69ZM210 246V245H209ZM212 246V245H211ZM44 247V246H43ZM104 247V246H103ZM257 247V246H256ZM68 248H72L71 246ZM68 248L66 247H61V246H56V251L54 250L55 253H61L62 256H67V254L69 255V251ZM112 248V247H111ZM154 248V249H153ZM171 248V247H170ZM214 248V247H213ZM222 248V247H221ZM48 249V248H47ZM50 249V248H49ZM53 249V248H52ZM105 249V247H104ZM103 249V250H104ZM117 249V250H118ZM182 249V248H181ZM190 249V248H188ZM193 249V246H192ZM191 249V250H192ZM72 250V251H73ZM110 250V249H108ZM116 250V251H117ZM179 250V249H178ZM177 250V252H179ZM196 250V249H195ZM49 251V250H48ZM78 251V252H77ZM115 251V252H116ZM218 251V250H217ZM220 253H222V250H219ZM51 252V250L49 251ZM71 253L74 255V253ZM114 252V251H113ZM119 252V251H118ZM145 252V253H144ZM253 252V251H252ZM53 253V251L51 252ZM112 253V252H111ZM120 253V254H121ZM147 253V254H150ZM155 253V252H154ZM182 253V252H181ZM180 253V254H181ZM193 253V252H192ZM224 253V251H223ZM104 254V252H103ZM109 254V252H108ZM116 254V253H115ZM200 254V253H199ZM249 254V253H248ZM50 255V254H49ZM110 255V254H109ZM114 255V254H113ZM112 255V256H113ZM139 255V256H138ZM160 255V256H161ZM223 255V254H222ZM75 256V255H74ZM80 256V257H81ZM115 256V255H114ZM121 256V255H120ZM159 256V257H160ZM172 256V255H171ZM193 256V255H192ZM197 256V255H196ZM194 255V257H196ZM247 256V255H246ZM256 256H254L256 258ZM68 259L72 257L67 256ZM220 256H218V258H220ZM224 257V256H223ZM73 258V257H72ZM75 258V257H74ZM73 258V259H74ZM78 258V256H77ZM81 258V259H82ZM116 258V256H115ZM150 258V256H149ZM162 258V257H161ZM185 258V257H184ZM193 258V257H192ZM64 258H62L61 261H63ZM67 259V258H66ZM63 261L64 264H70V262L73 263L72 259L70 260H66ZM76 259V258H75ZM74 259V260H75ZM106 259V258H104ZM109 259V258H108ZM126 259V258H124ZM123 259V260H124ZM151 259L154 260L153 256L151 257ZM160 259V258H159ZM222 259V257H221ZM242 259V258H241ZM239 259V260H241ZM248 259V258H247ZM251 259V258H250ZM248 259V260H250ZM257 259V258H256ZM119 260V259H118ZM147 260V259H145ZM157 260V259H156ZM163 260V259H162ZM159 260V261H162ZM227 260V259H226ZM70 261V262H69ZM76 261V260H75ZM84 261V260H83ZM117 260H115L114 262L116 263ZM130 261V260H129ZM150 261V260H149ZM175 261V259H174ZM251 261V260H250ZM255 261V260H254ZM62 262V263H63ZM77 262V261H76ZM74 262V263H76ZM79 262V261H78ZM81 262V261H80ZM79 262V263H80ZM85 262V261H84ZM85 262V263H87ZM118 262V261H117ZM151 262V261H150ZM211 262V263H210ZM252 262V261H251ZM250 262V263H251ZM256 262V261H255ZM260 262V261H259ZM114 263V264H115ZM147 263V262H145ZM160 263H163L160 262ZM159 263V264H160ZM173 263V262H172ZM188 263V262H187ZM192 263V264H193ZM207 263V262H206ZM257 263V262H256ZM77 264V263H76ZM84 264V263H83ZM104 264V263H103ZM106 264V263H105ZM117 264V263H116ZM186 264V263H185ZM205 264V263H204ZM228 264V263H227ZM253 264V263H252Z\"/></svg>",
    "mask_w": 264,
    "mask_h": 264
}]
</instances>
